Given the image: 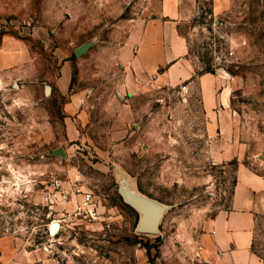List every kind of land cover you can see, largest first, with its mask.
I'll return each mask as SVG.
<instances>
[{"label": "rangeland", "instance_id": "1", "mask_svg": "<svg viewBox=\"0 0 264 264\" xmlns=\"http://www.w3.org/2000/svg\"><path fill=\"white\" fill-rule=\"evenodd\" d=\"M157 2L0 0V237L32 251L36 264H194L205 224L231 205L239 170L264 178V0H185L179 28L198 72H220L231 85L233 117L218 129L208 128L199 75L118 94L128 72L115 53ZM39 17L43 39L29 33ZM66 62L70 92L86 93L69 112L56 88ZM53 176L94 191L111 226L69 214L73 202L47 203ZM124 177L169 206L158 233L137 231L140 214L119 191ZM253 251L264 264V209Z\"/></svg>", "mask_w": 264, "mask_h": 264}, {"label": "crops", "instance_id": "2", "mask_svg": "<svg viewBox=\"0 0 264 264\" xmlns=\"http://www.w3.org/2000/svg\"><path fill=\"white\" fill-rule=\"evenodd\" d=\"M149 10L150 17L134 25L128 39L115 53L119 65L128 72V78L120 79L119 96L127 89L174 86L199 75L202 104L212 122L208 128L218 129L221 117H233L228 108L231 85L220 72H198L199 63L190 54L188 39L179 28L188 14L185 0H158ZM42 21L39 17L36 24L29 27V33L43 39L48 30ZM71 80L72 63L66 62L62 64L56 88L67 95V111L69 108L80 110L86 93L70 92ZM263 209L264 178L241 168L230 207L220 210L205 224L195 246L198 262L194 264H259L253 243L257 215ZM32 253L16 246L9 237H0V264H36L37 259L32 260Z\"/></svg>", "mask_w": 264, "mask_h": 264}, {"label": "built area", "instance_id": "3", "mask_svg": "<svg viewBox=\"0 0 264 264\" xmlns=\"http://www.w3.org/2000/svg\"><path fill=\"white\" fill-rule=\"evenodd\" d=\"M44 200L50 204L73 202L74 211L69 214H75L93 223L99 222L104 227H110L114 220L112 213H106L102 209L94 191L84 188L77 181L65 183L62 178L53 176L47 185Z\"/></svg>", "mask_w": 264, "mask_h": 264}, {"label": "water", "instance_id": "4", "mask_svg": "<svg viewBox=\"0 0 264 264\" xmlns=\"http://www.w3.org/2000/svg\"><path fill=\"white\" fill-rule=\"evenodd\" d=\"M93 41L84 42L74 49L76 56L82 55L90 46ZM51 85H46V92L51 93ZM55 154L65 155L62 147L54 150ZM120 194L123 196L125 202L136 209L140 216L137 223V231L149 234H156L160 231V225L165 212L169 206L161 203L160 201L141 194L130 187L128 179L125 177L120 183Z\"/></svg>", "mask_w": 264, "mask_h": 264}, {"label": "trees", "instance_id": "5", "mask_svg": "<svg viewBox=\"0 0 264 264\" xmlns=\"http://www.w3.org/2000/svg\"><path fill=\"white\" fill-rule=\"evenodd\" d=\"M147 248H148V251H149V249H150V245L149 244H147Z\"/></svg>", "mask_w": 264, "mask_h": 264}]
</instances>
